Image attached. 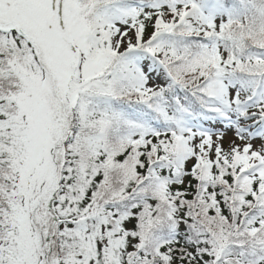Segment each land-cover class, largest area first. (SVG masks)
Wrapping results in <instances>:
<instances>
[{"label": "snow or ice", "instance_id": "6c2138e0", "mask_svg": "<svg viewBox=\"0 0 264 264\" xmlns=\"http://www.w3.org/2000/svg\"><path fill=\"white\" fill-rule=\"evenodd\" d=\"M0 264H264V0H0Z\"/></svg>", "mask_w": 264, "mask_h": 264}]
</instances>
